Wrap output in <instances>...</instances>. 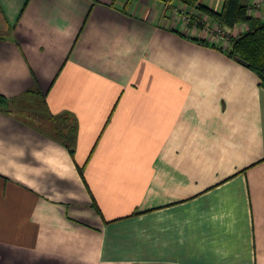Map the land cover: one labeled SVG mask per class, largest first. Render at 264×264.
I'll return each instance as SVG.
<instances>
[{
	"label": "crops",
	"instance_id": "0c3cea01",
	"mask_svg": "<svg viewBox=\"0 0 264 264\" xmlns=\"http://www.w3.org/2000/svg\"><path fill=\"white\" fill-rule=\"evenodd\" d=\"M186 10L0 0V264H264V86Z\"/></svg>",
	"mask_w": 264,
	"mask_h": 264
},
{
	"label": "trees",
	"instance_id": "16d2710c",
	"mask_svg": "<svg viewBox=\"0 0 264 264\" xmlns=\"http://www.w3.org/2000/svg\"><path fill=\"white\" fill-rule=\"evenodd\" d=\"M132 0H129L131 2ZM172 1V0H165ZM187 9L185 14L189 22H194L197 27L204 28L208 17L211 22L220 23L223 26L234 28L240 24H248L249 29L240 38L233 39L227 47L217 43H211L207 39L196 40L225 51L255 73L259 75L264 86V19L248 15L249 5L242 0H226L221 11L205 5L201 0H175ZM13 101L5 95L0 94V112L9 113Z\"/></svg>",
	"mask_w": 264,
	"mask_h": 264
},
{
	"label": "built area",
	"instance_id": "2783aa9c",
	"mask_svg": "<svg viewBox=\"0 0 264 264\" xmlns=\"http://www.w3.org/2000/svg\"><path fill=\"white\" fill-rule=\"evenodd\" d=\"M264 0H254V2L248 8V15L264 19ZM186 20H190L189 17L184 14ZM205 29L208 38L215 42H223L225 45H229L235 38H240L241 35L249 29L248 24H240L234 28L223 26L217 22H211L210 19H205Z\"/></svg>",
	"mask_w": 264,
	"mask_h": 264
}]
</instances>
